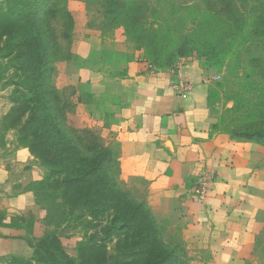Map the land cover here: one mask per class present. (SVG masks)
<instances>
[{"label": "crops", "instance_id": "crops-1", "mask_svg": "<svg viewBox=\"0 0 264 264\" xmlns=\"http://www.w3.org/2000/svg\"><path fill=\"white\" fill-rule=\"evenodd\" d=\"M76 62L69 79L78 83L80 123L115 148L126 185L145 193L164 222L179 226L188 264H264L255 248L264 219L256 187L264 179V145L216 129L208 66L184 64L191 89L182 95L171 86V68L155 66L134 42L106 40ZM205 169L215 176L199 202L190 189ZM43 174L15 130L1 128L0 258H31L49 232L31 190Z\"/></svg>", "mask_w": 264, "mask_h": 264}, {"label": "rangeland", "instance_id": "rangeland-1", "mask_svg": "<svg viewBox=\"0 0 264 264\" xmlns=\"http://www.w3.org/2000/svg\"><path fill=\"white\" fill-rule=\"evenodd\" d=\"M18 1L21 2L17 4ZM143 5L146 29L161 33L167 41L156 66L166 62L186 64L190 60L208 66L214 76L210 102L216 129L236 136L246 132L264 135V0H145ZM47 10L55 11V15L47 14ZM113 11L109 0H0V126L3 122L10 126L16 115L17 127L12 129L20 144L32 146L36 154L42 156V159L36 158L43 166L44 174L41 180L33 183L31 190L43 209L49 234L57 235L62 240L58 246H63L78 263L90 259V264H115L123 257V244L119 239L123 240L127 235L116 229L115 211L108 203L100 208L103 212L100 216L93 217L95 209L72 206L71 199L68 202L60 190L51 187L57 185V176H63L55 172L58 166L51 160L61 152L62 142L56 140L74 137L76 133L74 139L78 141L87 137L90 131L100 135L97 130L80 123L83 117L76 115L78 83L69 79L73 69L76 72L79 69L76 59L94 55L106 40L134 42L135 34L128 32L123 20L115 19ZM15 12L20 14L22 22H12L8 18ZM30 13L37 16L36 21ZM210 13H216L219 19L209 18ZM220 20L228 22L230 31L220 34ZM207 25L214 28L212 34L207 33ZM3 28L5 34L2 35ZM31 28L39 33L36 42L27 36V29ZM19 29L26 31L23 37L13 38ZM189 30L201 40L210 36L217 40L220 35L225 53H219L220 47L215 52H208L202 42L192 43L185 53L177 52L180 36ZM29 43H33L31 48L35 51H38L36 46H41L39 51L46 55L45 60L50 61V68L54 69L50 73V82L43 88L33 78L34 72L25 67L31 48L20 55L21 49ZM134 43L144 48L151 58L149 48ZM215 54L217 60L224 57L221 64L213 63L211 58ZM45 87L49 90L44 91ZM44 101H49L47 109L43 107ZM19 107L18 114L17 111L13 113ZM48 121L59 122V131L47 130ZM37 123H40L38 128ZM104 144L110 145L106 141ZM104 176H109L117 187L142 200L144 212L159 222L164 220L148 206L145 193L127 186L122 180L117 159ZM256 187L260 198H264V179L257 182ZM124 201L120 196L118 207L125 205ZM161 225L159 233L167 242L181 239L177 224L164 222ZM121 233L126 235L120 236ZM255 237L256 256L264 261V219L257 227ZM184 250L180 264H188L186 248ZM56 252L55 248L42 249L31 259L0 258V264H60Z\"/></svg>", "mask_w": 264, "mask_h": 264}, {"label": "trees", "instance_id": "trees-1", "mask_svg": "<svg viewBox=\"0 0 264 264\" xmlns=\"http://www.w3.org/2000/svg\"><path fill=\"white\" fill-rule=\"evenodd\" d=\"M144 1L145 0H109L111 5L114 7L113 14H115V19L117 21L120 19L123 20L122 22L125 23L128 32H133V34H135L134 42L143 44L149 48V54L151 56V58H149L156 66L155 63H158L157 58H160L159 54L163 51L167 41L164 37H162L161 33L149 32V30L146 29L145 21L143 19ZM20 2L21 1H18L17 4ZM46 13L55 15V11L51 10H47ZM12 15V17L11 15L8 16L12 22L20 23L23 21L22 18L20 19L19 13L15 12ZM216 15V13H210L209 18L219 19ZM30 16L32 18L34 17V21H36L37 16L34 13H30ZM39 19L41 18L39 17ZM220 21L221 22L218 23L221 26L220 34L230 31L228 22L225 20ZM210 25H207V33L212 34L214 28L209 27ZM4 30L5 28L2 30V35L3 33L5 34ZM34 30V28L27 29V36L36 42L39 40L37 39L39 33ZM23 32L25 33L26 31L19 29L14 34L13 38H17L19 35L23 37ZM19 40L21 41L23 39ZM199 42L203 43V48H205L208 52H215L218 47H220V54H223L226 51L225 46L222 45L223 43L220 35L217 40H215L212 36L201 40L199 39V35L194 36V33L189 30L187 33H183L180 36L177 52L185 53L189 50L192 43L194 45ZM32 45L33 43H29L26 47H23L20 55L25 54L28 48H31ZM40 47V45L36 46L38 51H35V49L32 48L28 51V58L26 60L25 67L34 72L33 78L36 81H39L43 88L44 84L50 82V73L54 69L50 68L51 62L45 60L46 55L39 51ZM223 58L224 57L217 60L215 54L211 59L214 60V64H221L224 60ZM174 64L166 62L158 65L157 67H171ZM45 88L46 89H44V91L49 90L47 87ZM77 89L79 90V87H77ZM78 100L80 101V98ZM43 104V107L47 109L49 101H44ZM39 105L42 106L41 104ZM16 111L18 114L20 107L15 109L13 113H16ZM14 118H16V115H14L12 121H10V126H7L3 122L4 126L2 125V127H0L5 131L17 127V121ZM51 119L54 120V118ZM59 124V122L51 123L48 121L45 127L47 130H50L51 128L53 131H59ZM39 126L40 123H37V128ZM76 135L77 134L75 133L74 137L64 136L62 140H56L62 142V147L59 149L61 152L60 155L52 158L51 160L52 163H55L58 166L55 172L60 173L63 176H57V185H51V187L54 190H60L63 198L67 199L68 202L71 199L70 202L72 206H79L82 208V205L83 207L88 206L95 209L93 217H98V214L100 216L103 213L100 208H102L105 203H108L109 208L115 211L113 222L116 224V229L122 230L127 234L121 233L120 235H126V238L123 240L119 239L121 244H123V257L120 258L119 261H116L115 264H180V261H182L181 252H184V248H186L184 241L179 239L178 241L167 242L164 236L159 233V230L162 228L161 223H164V221L159 222L153 218L151 214L144 212L142 200L131 196L127 191L117 187L113 182H111L109 176H104L109 170H111L116 161V157L112 149L108 145L104 144L100 135H97L95 132H88L87 137H83L78 141L74 139ZM236 137L256 141L264 145V135L261 133H239ZM64 147L66 149L65 151ZM29 148L36 157L42 159V156L40 154L37 155L32 146H29ZM120 196L123 201L125 200V205L123 203L118 207L117 203ZM127 209L128 211L126 212ZM96 220L98 219L96 218ZM126 229L131 231L127 232ZM61 244L62 240L57 235L49 234L48 232L41 239H39L34 246L35 250L31 258L37 256L42 249L55 248L57 251L56 253H58V261H60V264H90V259L89 261L83 263L75 261L63 248V246H58ZM12 257L31 259L20 256Z\"/></svg>", "mask_w": 264, "mask_h": 264}, {"label": "built area", "instance_id": "built-area-1", "mask_svg": "<svg viewBox=\"0 0 264 264\" xmlns=\"http://www.w3.org/2000/svg\"><path fill=\"white\" fill-rule=\"evenodd\" d=\"M183 66L184 63L178 62L170 67L172 72L176 76V78L172 81L171 86L178 93L185 95L191 89V83L188 80L184 79L181 75ZM150 68L153 69L152 64L150 65ZM214 176L215 175L213 172L205 169L201 171V173L195 178L190 189L192 197L195 200L203 202L207 198L209 184Z\"/></svg>", "mask_w": 264, "mask_h": 264}]
</instances>
